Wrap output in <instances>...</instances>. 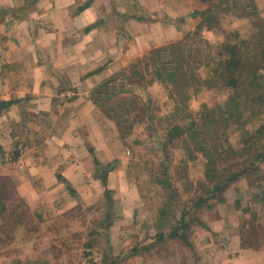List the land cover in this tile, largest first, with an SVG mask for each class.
Wrapping results in <instances>:
<instances>
[{
  "label": "rangeland",
  "instance_id": "obj_1",
  "mask_svg": "<svg viewBox=\"0 0 264 264\" xmlns=\"http://www.w3.org/2000/svg\"><path fill=\"white\" fill-rule=\"evenodd\" d=\"M206 1L207 13L204 17L202 15L203 19L199 18L202 20L198 23L205 20V31L190 33L188 38L164 47L167 54L162 60H159L157 50L150 52L145 61L132 65L141 76L119 78L114 80L116 86L110 84L108 89L116 93L105 102L110 107L105 112L115 119L120 149L130 152L125 161L129 166L127 179L135 197L128 196L126 191L114 193L102 188V194L93 191L95 198L86 193V196L79 193V198H76V191L63 183L65 196L58 201L63 207L48 206L42 198H37L34 191H22L18 187L20 177H0V264H87L88 259H93L95 264H108L115 255L114 249L123 247L129 249L130 246L143 245L141 248L145 249L173 243L185 248L178 240L166 238L164 242H157L153 238L160 230L169 232L174 219L179 220L182 214L190 225L186 235L196 248L202 242L200 230L211 233L204 238V243L213 238L222 247L227 248L231 244L229 229L220 235L213 234L207 226L212 219L227 226L231 219L236 232H241L246 224L251 223L247 234L252 238L259 235V241L264 245V163L259 164L257 170L250 168L233 181L219 198L198 203L209 195L219 180H214L207 166L204 149L209 148L216 154L213 167L218 172L217 177L242 171L252 163V155L246 149L238 126L212 125L206 116H216L218 106L225 104L240 89L248 87L251 71L255 68L262 77L257 80L260 90L255 96L264 94V23L254 15V0ZM174 5L173 10L179 9L177 1ZM207 20L214 23L211 21L213 24L207 26ZM236 31L247 40L250 52L257 57L247 72L248 80L243 78L234 89L227 87L211 72L206 57L212 55L217 59L216 45L232 41L231 34ZM205 42L210 44L206 46ZM162 62L165 65L173 62L180 67L173 81L166 79V75L163 80L158 79L157 69ZM255 107L259 106L256 104ZM252 113L247 112L245 117L249 128L252 127L250 122L256 120ZM177 126H183L186 132L173 141L166 139L164 151L160 145L161 138H166L169 131ZM17 146L13 144L10 148L14 153L11 158L14 163H18L23 154L21 147ZM26 146H34V149L37 143H27ZM119 166L120 162L112 160L97 168L95 176L102 183V179ZM166 177L172 180L178 195L171 209L166 187L161 188L157 183ZM68 195L74 198L69 207ZM65 207L68 208L65 210ZM125 210L135 221L131 226H121ZM107 215L111 216L110 222L118 223L113 230L106 220ZM99 226L101 234L92 235ZM145 250L141 249V252ZM88 253L90 258H86Z\"/></svg>",
  "mask_w": 264,
  "mask_h": 264
},
{
  "label": "crops",
  "instance_id": "obj_2",
  "mask_svg": "<svg viewBox=\"0 0 264 264\" xmlns=\"http://www.w3.org/2000/svg\"><path fill=\"white\" fill-rule=\"evenodd\" d=\"M254 3V15L264 23V0ZM207 4L206 0H0V177H20L18 187L34 191L48 206L63 207L58 204L65 196L63 183L76 191V198L79 193L95 198L93 191L102 194V188L135 197L127 179L125 159L130 152L120 149L115 119L105 112L109 103L98 104L97 93L110 84L116 86L114 80L119 78L141 76L132 65L145 61L150 52L200 33L204 20L198 23ZM35 141L36 148L26 146ZM13 144L23 150L18 163L11 161ZM112 160L120 166L101 183L96 170ZM66 200L69 207L74 198L68 195ZM122 214L121 226L135 222L128 210ZM114 225L118 223L110 222L112 230ZM207 226L217 235L229 229L231 244L225 248L213 238L204 243L211 233L200 230L202 242L197 248L164 243L146 247L148 252L141 245L134 253L132 246L123 247L114 249L108 264H264L260 236L247 234L251 223L241 232L235 231L231 219L228 226L214 219ZM97 228L92 235L101 234Z\"/></svg>",
  "mask_w": 264,
  "mask_h": 264
},
{
  "label": "trees",
  "instance_id": "obj_3",
  "mask_svg": "<svg viewBox=\"0 0 264 264\" xmlns=\"http://www.w3.org/2000/svg\"><path fill=\"white\" fill-rule=\"evenodd\" d=\"M213 11V10H212ZM205 21V20H204ZM212 20H207V26H210ZM213 22V21H212ZM214 23V22H213ZM211 23V24H213ZM232 41H227L223 43L217 44V53L215 59L212 55H207V60L209 63L208 66L211 67V72L217 77L223 80L229 88H237L241 80L243 78H247L248 70L252 68L255 64L256 55L253 52H250L248 48L247 40L241 38L237 31L232 33ZM206 46L210 44L209 42H205ZM167 54L166 49H159L158 55L159 60H162ZM172 64L165 65L166 63L162 62L161 67L157 69L158 72V79L163 80L164 75H166V79L173 81L178 74L180 67L178 65ZM174 70V71H173ZM160 71H162L160 73ZM251 79L248 87H244L240 89L239 92L235 93L231 96L228 101L218 106L217 108V115L208 114L206 117L208 119L209 124H223L229 125V127L238 126L239 131H242L243 140L245 142L246 149L252 155V163L249 165L248 168L243 169L242 171L231 173L229 175L224 176L220 174L217 177V171L214 169L216 161V154L213 150L206 148L204 149V156L207 159V166L210 169L211 173L214 175V180H217L214 184L213 190L209 192V195L206 198H201L198 203H207L213 199L219 198L227 189L228 186L238 178L242 177L250 168L258 169L259 164L264 163V113H263V106H264V94L262 97L255 96L257 92L260 90V83H257V80L262 79L259 75L258 71L253 69L251 71ZM248 80V78H247ZM254 87V89H251ZM115 91H108L102 90L97 93L96 101L98 104H104L111 96L115 95ZM260 103H258V102ZM259 107H255V105ZM253 112V118L256 117V120L250 122L252 127H247V112ZM257 111V112H256ZM194 125V124H193ZM183 126H177L171 129L166 136V138H161L160 145L162 149L166 150V139L174 140L177 136L182 135L186 132ZM204 143V140H203ZM206 145V144H205ZM99 165V164H98ZM101 167V165H99ZM98 167V168H99ZM104 172H108L107 170H103ZM106 177H104L105 181ZM157 183L161 186V188H165V192L169 196V209H171V205L173 206L174 203L178 200V195L176 194V190L173 187L172 180L168 177L164 179V181L158 180ZM220 201H224L221 199ZM198 205V204H197ZM111 210V208H108ZM185 215L182 214L179 220L174 219V222L171 224V228L169 232L165 230L158 231L153 238L156 239L157 242H164L167 237L172 240H178L182 242L183 246L188 248H192V244L189 240L188 235H186V231L189 230V223L185 220ZM110 215L106 216V220L110 225ZM138 247L134 248V253H136L139 249ZM90 253L86 254V258H90ZM88 264H95L93 259H88L86 261Z\"/></svg>",
  "mask_w": 264,
  "mask_h": 264
}]
</instances>
